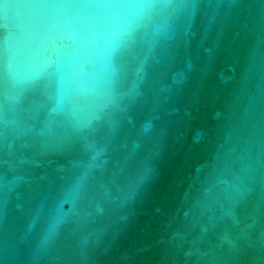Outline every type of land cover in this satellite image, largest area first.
<instances>
[{
	"label": "water",
	"instance_id": "obj_1",
	"mask_svg": "<svg viewBox=\"0 0 264 264\" xmlns=\"http://www.w3.org/2000/svg\"><path fill=\"white\" fill-rule=\"evenodd\" d=\"M0 264H264V0H0Z\"/></svg>",
	"mask_w": 264,
	"mask_h": 264
}]
</instances>
